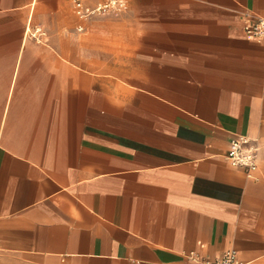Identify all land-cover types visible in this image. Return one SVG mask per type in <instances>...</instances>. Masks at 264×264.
<instances>
[{"label": "crops", "instance_id": "0c3cea01", "mask_svg": "<svg viewBox=\"0 0 264 264\" xmlns=\"http://www.w3.org/2000/svg\"><path fill=\"white\" fill-rule=\"evenodd\" d=\"M74 1L0 0V264H264V0Z\"/></svg>", "mask_w": 264, "mask_h": 264}, {"label": "built area", "instance_id": "2783aa9c", "mask_svg": "<svg viewBox=\"0 0 264 264\" xmlns=\"http://www.w3.org/2000/svg\"><path fill=\"white\" fill-rule=\"evenodd\" d=\"M74 5L78 16L86 19L92 14L123 10L127 3L126 0H104L88 9L83 0H75ZM247 16L248 20L244 26L247 36L264 42V16L253 13H247ZM77 28L83 29L85 27L79 24ZM34 35L36 36V34ZM261 148L262 145L257 139L242 133H234L230 139V149L227 156L233 165L245 169L246 173L251 176L259 168ZM190 256L200 260V264H242L236 249H228L223 254L213 258H201L195 251H192Z\"/></svg>", "mask_w": 264, "mask_h": 264}, {"label": "rangeland", "instance_id": "374dc122", "mask_svg": "<svg viewBox=\"0 0 264 264\" xmlns=\"http://www.w3.org/2000/svg\"><path fill=\"white\" fill-rule=\"evenodd\" d=\"M79 23L75 24V22L71 23V25L69 26V31H78L79 35H80V44L83 46L86 45H96L97 44V39H93L91 38V36L93 35V31L94 29H98V27H90L88 24V27H85L83 29H78L75 25L78 26ZM83 26H85L84 24H82ZM31 27H32V31L29 30V35L33 40L35 41H42L45 44H49V41H46V38L49 36V32L47 31L48 29L45 27H41V25L35 21V19H33L32 23H31ZM32 34V35H31ZM36 34V36L34 35ZM60 58V60L63 61H74L73 60V56L71 54H63V55H59L58 56ZM53 60H55L53 58ZM97 72H104L102 70H96ZM106 72V71H105Z\"/></svg>", "mask_w": 264, "mask_h": 264}, {"label": "bare ground", "instance_id": "6f19581e", "mask_svg": "<svg viewBox=\"0 0 264 264\" xmlns=\"http://www.w3.org/2000/svg\"><path fill=\"white\" fill-rule=\"evenodd\" d=\"M35 5H36V1H35L34 5H33V7H32L33 9H34ZM27 29L30 30V31H32L31 24H30L29 28H27ZM31 35H32V34H31ZM27 41H28V36L25 37V44H27Z\"/></svg>", "mask_w": 264, "mask_h": 264}]
</instances>
